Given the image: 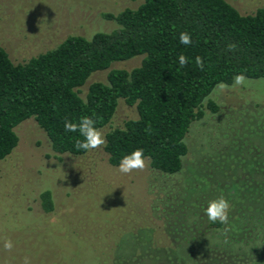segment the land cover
Masks as SVG:
<instances>
[{"label":"trees","instance_id":"trees-1","mask_svg":"<svg viewBox=\"0 0 264 264\" xmlns=\"http://www.w3.org/2000/svg\"><path fill=\"white\" fill-rule=\"evenodd\" d=\"M104 18L117 28L90 38L69 36L22 63L14 64L0 46V164L18 144L15 128L28 119L44 132L56 156L85 155L74 147L82 137L65 132V120L89 116L102 129L123 100L136 107L137 118L106 133L108 163L118 167L125 155L143 149L155 173L176 177L189 152L185 138L191 125L204 117L205 103L212 113L217 110L210 99L205 102L215 85H231L239 73L264 80V7L242 15L225 0H142L135 9ZM181 32L191 34L190 46L180 44ZM229 44L235 51H228ZM181 54L190 61L182 69ZM137 56L141 62L131 70L110 69ZM197 56L204 59L203 71L194 64ZM105 70L106 81L91 83L80 96L89 77ZM200 165L163 199L171 210L162 229L170 246H156L145 228L140 237L131 235L133 253L162 258L158 264H264L263 182L250 176L220 187ZM221 196L231 205L226 225L204 215L208 203ZM40 202L45 212L53 210L50 191L40 194Z\"/></svg>","mask_w":264,"mask_h":264},{"label":"rangeland","instance_id":"rangeland-1","mask_svg":"<svg viewBox=\"0 0 264 264\" xmlns=\"http://www.w3.org/2000/svg\"><path fill=\"white\" fill-rule=\"evenodd\" d=\"M225 1L242 15L264 7V0ZM141 3L0 0V46L14 64L22 63L69 36L90 38L115 30L116 23L104 15ZM141 58L114 63L110 69L131 70ZM109 70L93 73L80 88V96L91 83L105 82ZM210 101L216 112L205 103L204 117L191 125L185 138L189 152L183 172L171 178L155 173L148 163L143 171L121 174L108 163L104 147L83 156H56L33 119L18 125V144L0 164V264H24L25 259L30 264L164 263L162 258L136 256L131 235L140 237L147 228L156 246H170L162 229L164 214L171 210L163 199L166 191L186 181L196 163L204 165L200 168L213 174L220 187L245 177L264 184V80L247 79L244 86ZM136 118V107L120 100L112 120L100 130L105 137ZM209 184L216 191V185ZM47 190L54 206L49 213L40 202V194ZM5 240L14 245L10 252L4 249Z\"/></svg>","mask_w":264,"mask_h":264},{"label":"clouds","instance_id":"clouds-1","mask_svg":"<svg viewBox=\"0 0 264 264\" xmlns=\"http://www.w3.org/2000/svg\"><path fill=\"white\" fill-rule=\"evenodd\" d=\"M179 42L184 46H190L192 44L191 34L187 32H181L179 34ZM229 52L235 51L236 45L229 44L227 46ZM178 65L182 69L189 64V58L181 54L177 58ZM195 66L201 71L205 68L204 59L200 56L194 59ZM247 77L243 73H239L233 78L231 85L224 82H219L215 85L212 92L208 97H205V102H207L213 96H218L223 92L235 89L237 87H242L246 84ZM64 131L68 133H78L79 137L75 140L74 147L77 151L90 152L93 150H98L106 146V138L104 137L102 131L96 127V121L89 117L84 116L79 119L78 122H73L70 120H65ZM148 158L145 157L143 149H136L130 154L125 155L118 165V171L121 174L129 175L133 172L143 171L147 167ZM231 205L227 199L223 196L216 200H212L208 203L207 208L204 210V215L207 220L213 224L220 223L223 225L228 224L229 212ZM13 243L11 240H5L4 249L6 251H11L13 249ZM24 264H30V262L25 259Z\"/></svg>","mask_w":264,"mask_h":264}]
</instances>
